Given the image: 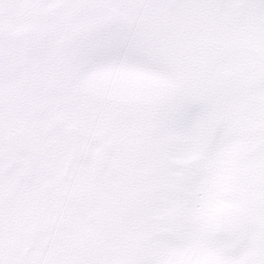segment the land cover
Listing matches in <instances>:
<instances>
[{
    "label": "snow or ice",
    "instance_id": "6c2138e0",
    "mask_svg": "<svg viewBox=\"0 0 264 264\" xmlns=\"http://www.w3.org/2000/svg\"><path fill=\"white\" fill-rule=\"evenodd\" d=\"M0 264H264V0H0Z\"/></svg>",
    "mask_w": 264,
    "mask_h": 264
}]
</instances>
